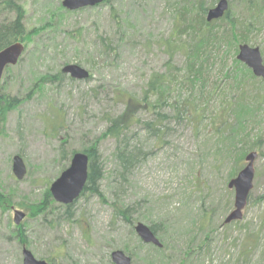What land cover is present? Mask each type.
Segmentation results:
<instances>
[{"label":"rangeland","instance_id":"obj_1","mask_svg":"<svg viewBox=\"0 0 264 264\" xmlns=\"http://www.w3.org/2000/svg\"><path fill=\"white\" fill-rule=\"evenodd\" d=\"M185 1L111 0L71 12L63 7L64 0H0L1 10L5 2L23 8L26 33L32 35L23 43L20 62L6 69L0 85L1 95L19 101L0 121V199L9 201L5 209L0 207V264H23L25 248L48 264H114L116 251L131 258V264H264V81L239 72L227 78L226 69L235 66L233 53L224 65L227 50L215 56L219 60L211 61L205 86L181 90L180 100L195 102L203 122L189 116L179 123L172 119L167 133L155 137L146 126L153 116L140 112L127 135L131 148L140 151L131 174L121 177L116 143L104 137L107 117L121 114L129 97L140 100L153 75L173 72L182 82L176 70L185 68L180 46L187 47V41L180 37L176 44L173 37L183 27L179 13ZM227 1L237 16H245L239 0ZM1 10L0 25L16 18ZM248 40L244 45L259 48L264 60V15ZM71 65L89 72L90 78L62 75L60 81L40 82ZM226 104L234 107L233 128L219 144L209 125ZM238 106L250 110L244 130L232 121ZM172 109L168 106L166 114L174 116ZM232 133L239 137L225 155L222 145L224 140L231 144ZM98 139L105 171L100 192L79 199L69 216L68 207L47 194L70 167L73 151ZM243 143L258 154L254 189L243 219L225 225L235 203L228 185L247 166L236 163ZM16 156L27 168L22 181L13 173ZM117 209L129 210L132 224ZM16 211L26 215L18 226ZM139 223L163 225L164 262L137 236ZM260 233V246L244 254L246 244Z\"/></svg>","mask_w":264,"mask_h":264},{"label":"trees","instance_id":"obj_2","mask_svg":"<svg viewBox=\"0 0 264 264\" xmlns=\"http://www.w3.org/2000/svg\"><path fill=\"white\" fill-rule=\"evenodd\" d=\"M219 1L221 0H214L213 4L216 5ZM110 2L111 0H108L104 5H108ZM239 2L242 3V6L246 9L244 17L243 15L242 17L237 16L234 7L230 5L228 12L222 19L211 23L207 22V12L214 8L215 5L207 4L204 0H186L184 2L179 13L180 20L182 23L184 22V24L182 29L178 30L176 36L173 37L176 44L180 42V37H185L187 41V47L181 48L178 43L180 50H183L186 58L185 68L182 70L177 68L176 70V73L179 72L181 76L183 75L182 82L179 83L177 81L179 77L173 72L172 74L167 73L166 75H153L147 83V89L144 91L140 100L129 97L127 102H125L124 110L121 114L114 115L110 118L107 117L106 119L108 128L104 133V137L110 138L116 143L117 149L115 150V157L119 161V167L122 169L121 177L132 173V167L137 162L138 155H140V151L136 147L131 148V144L127 143V135L137 123L138 115L141 111L149 112L153 116L151 123L146 126L155 137H160L167 133L172 124V119L179 123L189 116L190 121L195 119L203 122V115L200 116L195 102L193 103L190 99L181 101L180 98L182 97H180V93L185 85L191 87L205 86L206 75L212 67L211 61H218L219 59L215 56L219 55L223 50H227V52L223 54L222 64L224 65L227 61L230 56L228 54L233 53V62L239 70H236L235 66L232 69L225 68V76H227V78L233 79L239 72L240 74L243 73L246 78L252 81L257 80L254 78L252 71L238 61L234 55L239 52L240 45L249 43L248 39L254 30V24L257 23L258 25V22L263 18L264 0H239ZM4 4L5 7L1 10V6L0 10L4 12L12 11L16 18L9 23L0 25V51L15 43H24V41L32 36L26 33L24 25L25 12L23 8L15 2H5ZM173 50L174 47L172 48V51ZM62 75L64 74L61 72L58 73L54 79L45 77L42 79L43 81L41 80L40 82L45 83L51 82L52 80L60 81ZM40 82L38 85L39 89L42 87ZM239 100L244 101V98L240 97ZM18 104L19 101L16 98L0 94V121L4 122L8 113L14 110ZM168 106L173 108L172 115L174 116L166 114L165 111ZM233 108V105L226 104L221 110L222 115L220 113L218 117L212 119L210 122L209 126L214 130L216 137L220 139H218L219 144H221L222 138L225 135L224 133L233 128L230 123V112ZM237 110V112L231 114L234 116L232 121L237 124L240 130H244L246 124L250 120V110L245 109L243 106H241V108L238 106ZM238 133L235 135L232 133L229 139L226 137L231 144H228V142L224 140L222 146L225 147V155L234 149L233 142H237V138L239 137ZM242 145L243 147L238 149L239 158L236 161L237 164L246 162V157L254 151L252 148L247 149L245 143ZM80 152L87 154L90 158L89 179L81 198L85 197L87 194L98 195L105 173L101 164L99 139ZM75 153L77 152L73 151L70 156L71 159ZM219 153L222 156L221 151H219ZM238 171L239 169L237 171L235 170L230 178H234L238 174ZM48 198L52 200L50 193L47 194V199ZM8 204L9 201L7 199H0V207L3 209H5ZM72 206H68L67 209V215L69 216H71L69 212ZM116 214L124 217L126 221L132 224L129 210L117 209ZM163 228V225L159 224L151 226L152 231L163 244V248L161 249L150 246L155 250L158 256L160 255L161 262H164V254L167 251V243L164 241L167 235L162 231ZM202 230L204 229L202 228ZM262 235V233L257 234L255 242H248L243 249V253L248 254V252L260 246ZM167 240H169V237Z\"/></svg>","mask_w":264,"mask_h":264},{"label":"water","instance_id":"obj_3","mask_svg":"<svg viewBox=\"0 0 264 264\" xmlns=\"http://www.w3.org/2000/svg\"><path fill=\"white\" fill-rule=\"evenodd\" d=\"M108 0H64L63 7L71 12L85 8H93L103 5ZM227 0L219 1L214 8L207 12V22L211 23L222 19L229 10ZM25 53L23 43H15L0 51V85L4 73L8 67L18 65ZM237 60L246 65L257 78L264 80V60L259 48H251L248 45H240ZM64 75L70 76L73 80L86 81L90 78L89 72L77 65L67 66L62 70ZM258 154L253 152L246 157L247 166L233 179L228 187L235 192L234 211L226 218L225 225L241 221L243 211L247 207L250 195L254 189L255 161ZM13 173L17 180L22 181L27 174L24 160L20 156L13 158ZM90 158L87 154L77 152L71 159L70 167L61 177L51 185L50 193L53 200L64 206L74 205L82 196L89 179ZM26 215L20 211L15 212V224L18 226L25 219ZM135 232L141 241L146 245L163 248L162 243L154 234L151 228L139 223L135 227ZM114 264H131L132 259L122 251H116L111 255ZM23 264H48L38 261L34 255L27 250H23Z\"/></svg>","mask_w":264,"mask_h":264}]
</instances>
